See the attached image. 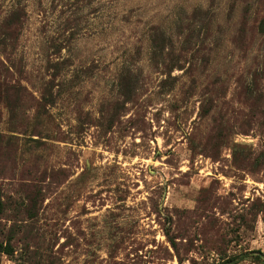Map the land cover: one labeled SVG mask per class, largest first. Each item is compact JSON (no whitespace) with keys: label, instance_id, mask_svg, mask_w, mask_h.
Masks as SVG:
<instances>
[{"label":"rangeland","instance_id":"374dc122","mask_svg":"<svg viewBox=\"0 0 264 264\" xmlns=\"http://www.w3.org/2000/svg\"><path fill=\"white\" fill-rule=\"evenodd\" d=\"M0 241L264 264V0H0Z\"/></svg>","mask_w":264,"mask_h":264},{"label":"trees","instance_id":"16d2710c","mask_svg":"<svg viewBox=\"0 0 264 264\" xmlns=\"http://www.w3.org/2000/svg\"><path fill=\"white\" fill-rule=\"evenodd\" d=\"M21 88V87H20ZM24 93H25V90L23 88H21ZM46 96L43 94V99L45 98ZM0 254H6V255H11L12 254V249L9 245V242L6 243V245H4V242H1L0 241Z\"/></svg>","mask_w":264,"mask_h":264}]
</instances>
